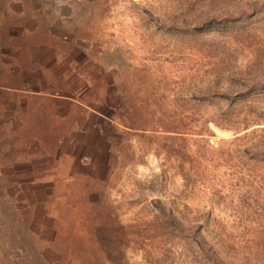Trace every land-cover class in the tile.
<instances>
[{
    "label": "rangeland",
    "instance_id": "374dc122",
    "mask_svg": "<svg viewBox=\"0 0 264 264\" xmlns=\"http://www.w3.org/2000/svg\"><path fill=\"white\" fill-rule=\"evenodd\" d=\"M0 264H264V0H0Z\"/></svg>",
    "mask_w": 264,
    "mask_h": 264
},
{
    "label": "crops",
    "instance_id": "0c3cea01",
    "mask_svg": "<svg viewBox=\"0 0 264 264\" xmlns=\"http://www.w3.org/2000/svg\"><path fill=\"white\" fill-rule=\"evenodd\" d=\"M0 36L1 37H8V34H3V33L0 32ZM5 43H6L5 41L0 40V47L2 48L3 44L5 45Z\"/></svg>",
    "mask_w": 264,
    "mask_h": 264
}]
</instances>
